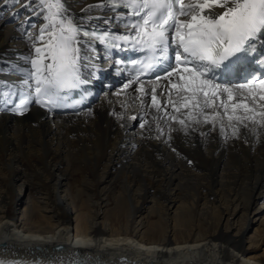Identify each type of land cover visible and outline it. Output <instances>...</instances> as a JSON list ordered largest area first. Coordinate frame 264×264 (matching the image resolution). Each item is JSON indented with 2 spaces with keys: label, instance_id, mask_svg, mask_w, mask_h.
Listing matches in <instances>:
<instances>
[{
  "label": "bare ground",
  "instance_id": "6f19581e",
  "mask_svg": "<svg viewBox=\"0 0 264 264\" xmlns=\"http://www.w3.org/2000/svg\"><path fill=\"white\" fill-rule=\"evenodd\" d=\"M101 3L63 7L86 27L120 25ZM47 14L0 0V263L264 264V90L210 85L205 107L175 75L122 83L80 114L12 115L4 91L28 88L32 59L51 62L35 51ZM101 56L87 49L85 79H100ZM81 159L92 168L76 178Z\"/></svg>",
  "mask_w": 264,
  "mask_h": 264
},
{
  "label": "snow or ice",
  "instance_id": "6c2138e0",
  "mask_svg": "<svg viewBox=\"0 0 264 264\" xmlns=\"http://www.w3.org/2000/svg\"><path fill=\"white\" fill-rule=\"evenodd\" d=\"M33 2L34 0H11L13 5L23 3L24 8L32 11L34 15H40L47 10L48 14L44 18L48 24L38 29L36 39L43 41L45 35L49 39L43 47H36L35 51L40 60L50 59L51 62L41 68L40 61L32 59L30 63L35 73L26 69L24 84L28 86L31 96L32 78L35 75V92L48 96L53 104L65 98L60 95L62 90L76 89L87 82L83 74L87 49L93 48L94 43L99 42L107 44L110 51H124L131 36L132 47L129 50L138 51L144 57L139 72L152 70L154 61L159 65L174 56L176 65H170L168 76L181 64L185 65L183 72L188 73L187 77H180L184 80V85L182 89L177 86V90L191 92L189 99L203 93V104L207 107L208 89L215 80L216 69L227 67L232 60L239 59L237 54H249L254 50L256 41L264 39V0H190L187 5L183 4V0H102L99 6L105 10L130 9V16L136 18L131 20V29L134 31L121 36L107 31L97 34L77 23L66 14L63 0H38L40 11L32 7ZM3 3L7 4L9 0H3ZM213 5L223 11L199 14ZM179 16H189L190 19L181 21ZM120 40L124 43H118ZM44 49L48 50L47 56L44 55ZM41 75L44 76L43 79L40 78ZM261 76L264 77V73ZM131 83L129 80V84ZM260 83L264 85V78ZM214 87L221 86L215 84ZM239 87L245 88L247 84ZM141 90L143 91L142 83ZM223 91L231 98L227 87ZM150 92L151 100L155 104V89ZM216 95L215 92L211 93L213 98ZM261 99H264V95ZM180 123L184 124V121L181 120Z\"/></svg>",
  "mask_w": 264,
  "mask_h": 264
},
{
  "label": "rangeland",
  "instance_id": "374dc122",
  "mask_svg": "<svg viewBox=\"0 0 264 264\" xmlns=\"http://www.w3.org/2000/svg\"><path fill=\"white\" fill-rule=\"evenodd\" d=\"M130 135H133V133L130 134ZM84 155H85V153H82L78 157V159L79 158H82ZM91 168L92 167H90V164L87 161H82V159H81V160H78V161L73 162L71 171L73 172L74 177L78 178L80 175H84V174H87V172H90L91 171ZM25 172H26V174L29 177H31L33 175V171L30 168V166H28V165H25ZM262 209H264V205L262 206Z\"/></svg>",
  "mask_w": 264,
  "mask_h": 264
}]
</instances>
